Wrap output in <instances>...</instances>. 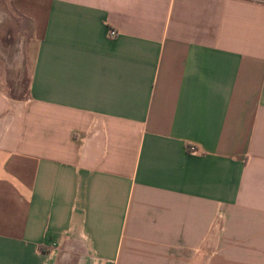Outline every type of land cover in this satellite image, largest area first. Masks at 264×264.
<instances>
[{
  "label": "crops",
  "instance_id": "obj_1",
  "mask_svg": "<svg viewBox=\"0 0 264 264\" xmlns=\"http://www.w3.org/2000/svg\"><path fill=\"white\" fill-rule=\"evenodd\" d=\"M1 11L0 264H264V0Z\"/></svg>",
  "mask_w": 264,
  "mask_h": 264
},
{
  "label": "rangeland",
  "instance_id": "obj_2",
  "mask_svg": "<svg viewBox=\"0 0 264 264\" xmlns=\"http://www.w3.org/2000/svg\"><path fill=\"white\" fill-rule=\"evenodd\" d=\"M2 14L1 11L0 15ZM19 22L21 25L17 26L13 32L2 38L0 36V80L6 78L5 83L3 80L2 82L9 94L25 96L32 62L33 42L27 43L28 30L21 19Z\"/></svg>",
  "mask_w": 264,
  "mask_h": 264
},
{
  "label": "built area",
  "instance_id": "obj_3",
  "mask_svg": "<svg viewBox=\"0 0 264 264\" xmlns=\"http://www.w3.org/2000/svg\"><path fill=\"white\" fill-rule=\"evenodd\" d=\"M115 30L114 29H109L108 30V33L110 34V35H114L115 34ZM186 149L188 150V151H190V152H196L198 149H197V147L194 145V144H189V145H186Z\"/></svg>",
  "mask_w": 264,
  "mask_h": 264
}]
</instances>
